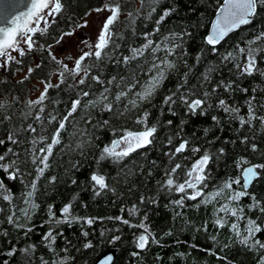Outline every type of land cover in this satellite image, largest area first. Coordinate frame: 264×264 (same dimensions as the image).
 I'll return each mask as SVG.
<instances>
[{"label":"trees","instance_id":"trees-1","mask_svg":"<svg viewBox=\"0 0 264 264\" xmlns=\"http://www.w3.org/2000/svg\"><path fill=\"white\" fill-rule=\"evenodd\" d=\"M111 2L113 0H62L63 10L55 17V22L51 19L47 32H37L33 37L36 46L23 57L14 55L22 62L0 67V105H3L0 107V141H3L0 156L5 157L3 163L15 161L10 172L19 169L15 179H10L9 174L0 169L3 183L0 187V264H58L61 260H66V264H94L110 250L116 252L113 264H260L264 249L249 247L241 240L246 235L249 219L264 228V212L252 206L251 198L255 196L264 206V175L247 190L250 195L230 204V207L243 208L239 219L217 213L222 204L228 203L229 190L207 203L204 198H198L184 199L183 205H177L173 202L184 194L169 191L162 184L165 172L176 163L182 165L176 173L177 182H183L192 164L206 152L212 160L207 165L210 179L205 193L216 192L229 178L241 177L243 183L242 169L237 167L242 158L252 165L264 164V125L255 120L251 126L241 127L238 119L218 106L219 99H224L239 108L241 116L247 117V102L255 97L257 115H264V75L241 76L233 67L236 61L221 62L222 55L235 51L237 45L246 48L249 40L264 32V8L258 10L251 24L229 34L213 52L205 43V37L222 0H158V3L144 0L143 4L141 0H116L121 11L110 29L112 43L117 47L112 48L110 43L105 50L108 58L102 61L92 58L84 61L93 65L91 76H99L103 83L93 81L90 76L84 85L77 86L67 74L65 83H60L59 72L63 69L51 58L52 48L64 33L79 28L77 25H82L90 12ZM169 9L171 14L161 21ZM184 31L191 36H185L181 46L175 49V55L168 56L175 68L165 73L150 100H138L135 93L141 91L154 74L149 69L156 58H164V45L155 53L149 48L127 63L124 57H131L133 49L143 48L146 34L147 39L160 44L165 37L171 40L173 34ZM257 60L258 67L264 71V52ZM209 68L215 70L209 73ZM24 71L26 75L20 77ZM136 81L139 83L127 97L115 101L122 89L127 90V86ZM221 81L233 82V90L218 88L209 97L211 106L206 107L203 114L192 115L179 100L171 109L164 103L174 92L177 96L189 91L196 96L205 91L211 93ZM37 82L59 84V87L49 88L42 104L30 106L29 101L37 100L33 98ZM105 88L109 100L113 101L111 112L85 106L86 101L96 100ZM83 91L90 95L83 97ZM78 98L81 107L65 122L60 143L48 157L49 167L40 175L37 169L41 165L39 161L33 163V156L41 155L39 150L51 143L60 120L67 116L72 102ZM129 100H137V105L133 107ZM145 113H148V126L157 127L153 143L119 161L101 160L102 149L126 130H144V125L137 121ZM52 116L57 119L51 120ZM9 136L16 143L9 140ZM169 136L173 138L172 146L167 143ZM245 137L246 143L243 142ZM180 138L190 142V149L199 147L200 151L189 150L170 158L167 153L179 144ZM220 149H223L222 154ZM97 172L105 175L109 185L100 195H96L97 189L90 179ZM233 189L243 190L237 185H233ZM29 193H32L30 197ZM69 204L71 217L80 219L58 222L63 219L62 209ZM134 207L136 213L130 214ZM218 216L225 221L224 227L216 225ZM9 217L13 222H9ZM118 217L129 220L132 225L143 221L158 243H150L143 250L137 248L136 241L143 229L130 227ZM87 218H93L94 223H84ZM234 223L239 226V236L231 227ZM49 231L54 240L45 239ZM255 239L264 242V231L255 233ZM89 244L91 247H86ZM23 249L30 251L26 254ZM13 250L14 254L9 255Z\"/></svg>","mask_w":264,"mask_h":264},{"label":"snow or ice","instance_id":"snow-or-ice-1","mask_svg":"<svg viewBox=\"0 0 264 264\" xmlns=\"http://www.w3.org/2000/svg\"><path fill=\"white\" fill-rule=\"evenodd\" d=\"M153 3H158V0H152ZM141 3H144V0H141ZM260 8H264V0H222V3L218 5V11L216 15V19L212 23L211 32L209 35L205 37V43L211 46L212 51H217V45L221 44L225 38L235 30L239 29L243 25H249L253 22V18L258 15V10ZM63 10L62 0H32L31 8L28 12L23 13L21 15H17L14 18L10 17H0V67L6 66L8 63L15 62L17 64L22 61L17 59V56H14L12 53L15 52L19 57H23L27 52L31 51L36 46V41L33 37L37 34V32L44 34L47 32V28L49 26V17L52 18L51 22H55V17L60 14ZM107 10L111 14L107 17L106 21L103 24V27L97 37V40L94 44L88 45L87 41H83L86 47L89 48L88 51H84L82 55L75 59L73 67L69 68V66L62 61H57V63L62 65V71L59 72L60 83H65V76L67 74L68 77H71L76 81L78 85H84L86 80L91 76V70L93 65L85 64L84 61L92 58L96 61H102L108 58L109 53L105 50L109 48L110 43H112L113 33L110 29V26L114 24V22L118 19L121 7L116 0H113L111 3L104 4L101 8H97L96 11H104ZM155 7L152 8L154 12ZM171 9L166 10L161 17V21L165 19L167 16L171 14ZM131 15V13H129ZM10 21V22H9ZM43 25V26H42ZM77 27H87V21H85L82 25H77ZM159 31V28L156 29ZM72 32H66L63 35H72ZM185 36H191V33L184 31L182 33H176L172 35V39L169 37H165L160 44L147 39L146 34V43L142 49H133L131 57H124V62L127 63L129 59H135L138 56H142L144 51L151 48L152 52L155 53L161 50V45H164L163 50L165 51V56L163 59L156 58V62L151 65L149 69L150 72L154 71V74L150 77L148 83L142 87V90L136 92L135 95L138 100L145 101L150 100V98L155 94V91L159 87L161 81L165 78V73L169 70L175 68V64L173 61L168 59V56L175 55V49L180 47L183 43ZM63 39V36H61ZM59 43V41H57ZM264 42V32H261L254 39L249 40L247 42V47H240L237 45L235 51H228L226 54L221 56V62H233V67L238 71L241 76H251L254 73H260L264 75V71H262L258 67L257 56L264 52V46H261V43ZM170 45V46H169ZM253 45H256L255 47ZM26 46V47H24ZM117 47L114 43H112V48ZM53 60H56L55 56L51 57ZM242 58V62H241ZM39 67V65H37ZM214 68H209V73L214 71ZM33 69H29V73H31ZM78 77V79H77ZM91 79L97 83H103L100 80L99 76H91ZM115 79V78H113ZM205 81L209 79L206 75L204 77ZM139 82H133L127 86V90L122 89L116 96L115 101H120L122 98L127 97L128 93L136 88ZM59 87V84L52 85L51 83L45 84V92L40 95V97L36 101H29V105H40L46 99L47 90L49 88ZM183 87V85H181ZM223 87L225 91L233 90V82L225 83L221 81L217 84L212 92L205 91L201 96H196L194 92L180 93L177 96V93H172L167 96L164 100V103L169 106L176 104L177 100L180 101L182 105L185 106L187 112L195 115L197 112L203 114L206 110V107H210L209 97L214 94L218 88ZM179 91V90H178ZM247 92V89H244ZM90 93L88 91H83L82 96L88 97ZM255 97H252L248 103V114L247 117L241 116L240 109L234 106L229 105L226 100L219 99L218 106L223 109L225 113H229L233 118L239 120L240 126L243 127L245 125L251 126L253 121L259 120L262 125H264V115H257L255 105L253 104V100ZM129 103L135 107L137 105V100H129ZM85 106L91 107H100L102 110H106L111 112L113 110V101L109 100L108 97V89L105 88L104 92L100 94V96L93 101H86ZM3 107V105H0ZM81 107V99H76L72 102L71 109L69 110L67 116L63 117L59 124L58 128L54 131L52 135L51 143L48 144L47 148L40 149L39 152L41 155L33 156V163L39 161V165L37 171L40 175H43L44 171L49 167L48 165V157L52 154L53 147L60 143V133L65 129V122L68 120L73 113H76L78 108ZM264 107V106H262ZM43 112V108L40 109ZM147 116L148 113H145L143 118L137 121V123L144 125V130L142 131H125L124 134L119 138L112 141L111 145L105 146L102 149V153L100 156L101 160L104 159H115L117 161L128 157L133 152L137 151L140 148L147 147L151 145L153 141L156 139L157 127L155 125L148 126L147 124ZM8 119L9 117H5ZM37 119H40L37 116ZM55 116L51 117V120H56ZM213 120H217L216 117H213ZM90 122V121H89ZM104 124H107L108 121H104ZM169 125L172 121L167 122ZM31 131L35 132L34 128H31ZM177 137H179V133H177ZM43 140V137L41 138ZM9 140H12L13 143H16L13 140L12 136H9ZM243 142H247V137L244 138ZM3 143V141H0ZM35 143V141L33 142ZM167 143L169 146L173 144V138L171 136L168 137ZM253 151L256 150V146L253 145ZM191 150L193 153L199 152V147H192L190 149V142L187 139L180 138V142L176 145L172 151L167 153L170 158H174L177 155H180L186 151ZM11 151V149L9 150ZM220 153H223V149H220ZM212 160V156L207 152L202 155L198 160H196L191 168L186 172L185 179L183 182H177L176 173L179 169L182 168L180 163H176L173 167H171L167 172H165L166 179L163 181L162 187H166L169 191L175 190L178 193L184 194L182 195L180 200L174 201L173 203L177 205H183L184 199L189 200H197L198 198H204V202H210L213 199L224 194L225 190L228 191L227 200L228 203L222 204L218 209L217 213H224L226 215H231L233 217L240 218L239 213H243V208L240 207H230V204L233 202H238L241 197L248 196L250 193L247 191L249 186L253 183L254 180L259 179L262 175H264V164L252 165L249 161L245 159H241L238 163L237 167L242 169L243 175V183H241V177L237 178H229L225 181L222 188H219L214 193H205L204 188L207 187V181L210 179L207 173V165ZM5 161L4 156H0V169H3L5 172L9 174L10 179L16 178V173L19 171L18 168H15L14 171H9L10 168H14L15 161H11L8 163H3ZM245 165H248L245 167ZM91 181L94 184V188L96 190V195H100V191L109 189V185L107 183L105 175L102 173H94L91 176ZM52 180H55V177H52ZM75 183V181H73ZM233 185L240 186L243 190L236 191L233 189ZM0 187H3L2 181H0ZM33 190H35V183L32 184ZM191 190V191H189ZM29 197L32 193L28 194ZM253 200V207H259L261 212H264V206L260 205V202L256 200L255 196L251 197ZM4 199H10L9 196H4ZM154 202V201H153ZM71 205H66L62 209V217L63 219L58 222H68L71 223L72 219H80V218H72L71 217ZM137 209L135 207L131 210L130 214H135ZM51 212V209H50ZM24 215L27 216V211L24 212ZM54 218V214H53ZM117 219H121L124 224H128L130 227H139L143 229L142 233L138 236L136 241L137 248L143 250L149 246L150 243H158L156 237L151 233L149 226L145 224L143 221L139 225L130 224L129 220L123 219L122 217H118ZM147 217H144L146 220ZM9 222H13L12 218L9 217ZM84 223L91 225L94 223L93 218H87L84 220ZM215 223L219 227H224L225 221L222 217H219L215 220ZM233 231L237 236L240 235L238 224L231 225ZM206 230V229H205ZM27 231H30L28 229ZM264 231V228L261 225L257 224L255 220L249 219L247 221L246 235L241 240V243L249 245V247L255 248L259 247L260 249H264V242H261L259 239H255V233H259ZM86 236L87 233H84ZM46 240H54L55 238L52 235V232L49 231L45 237ZM115 239H119V237H115ZM252 241L249 244V241ZM86 247H91V245H86ZM24 253H29V249H23ZM14 250L9 252V255H13ZM136 255V253H134ZM112 258L108 257L105 261V264H110ZM57 264V262H54ZM58 264H66V260H61ZM260 264H264V258L261 259Z\"/></svg>","mask_w":264,"mask_h":264},{"label":"rangeland","instance_id":"rangeland-1","mask_svg":"<svg viewBox=\"0 0 264 264\" xmlns=\"http://www.w3.org/2000/svg\"><path fill=\"white\" fill-rule=\"evenodd\" d=\"M101 8V7H100ZM111 13L107 10L104 11H92L82 21V24L87 21V27H79L72 31V35H64L63 39L59 41L53 48V56L56 57L55 61H62L67 64L69 68L73 67L75 59L79 58L84 51H88L83 41H87L88 45H92L96 42L97 37L103 27L104 22ZM49 21L52 19L48 18ZM43 26V25H42ZM26 47V46H24ZM13 55H18L13 52ZM62 67V66H61ZM27 71L20 74V77L26 75ZM58 74L56 75V77ZM45 91V83L37 82V89L33 92V98L38 99Z\"/></svg>","mask_w":264,"mask_h":264},{"label":"water","instance_id":"water-1","mask_svg":"<svg viewBox=\"0 0 264 264\" xmlns=\"http://www.w3.org/2000/svg\"><path fill=\"white\" fill-rule=\"evenodd\" d=\"M31 3H32V0H0V17L14 18L17 15H21L23 13H26L31 8ZM217 11H218V9H217ZM217 11H216V14L213 18V21L216 19ZM213 21H212V23H213ZM0 26H3V25H0ZM211 27H212V24H211ZM211 27L209 29L208 35L211 32ZM254 181H253V183H254ZM252 184L249 186V188L252 186ZM115 253H116L115 250L107 251L94 264H105V261L107 260L108 257L112 258L110 264H113L114 260H115V255H116Z\"/></svg>","mask_w":264,"mask_h":264}]
</instances>
